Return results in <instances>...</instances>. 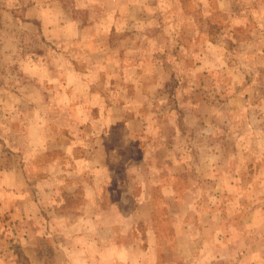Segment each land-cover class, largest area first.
Returning a JSON list of instances; mask_svg holds the SVG:
<instances>
[{
	"label": "rangeland",
	"instance_id": "obj_1",
	"mask_svg": "<svg viewBox=\"0 0 264 264\" xmlns=\"http://www.w3.org/2000/svg\"><path fill=\"white\" fill-rule=\"evenodd\" d=\"M16 3L0 172L49 224L16 262L264 264V0H48L29 29Z\"/></svg>",
	"mask_w": 264,
	"mask_h": 264
},
{
	"label": "crops",
	"instance_id": "obj_2",
	"mask_svg": "<svg viewBox=\"0 0 264 264\" xmlns=\"http://www.w3.org/2000/svg\"><path fill=\"white\" fill-rule=\"evenodd\" d=\"M49 5L48 0H28L25 8L21 9L20 0H17V3L12 6L14 7L13 10L14 12L22 13L25 19L23 21L20 17L12 16L11 24L17 26L19 24L25 25L27 29H29L30 26L36 25L37 22H39L43 27L45 25L48 26L47 20L49 19V12L47 8ZM61 20L58 22V27L61 26ZM16 33L17 32L12 33L13 38L14 36L17 39L20 38V35H15ZM44 35L47 37L45 32ZM13 166L14 165H12V167ZM7 167L11 166L8 165ZM53 177L56 178V176ZM33 180L34 183H38L36 179L31 180V177L25 179L21 167L15 168L14 166L12 169L0 172V216L3 220L5 219L9 222H14L13 228H10V225H8V227H4L3 222L0 223V264H18L16 262V257L11 253V251H7V248L10 247V243L8 242L11 241V237H15V240H13H17L21 245L32 244L33 246H38V241H40L43 236H48L45 229L49 228V224L46 222L44 215V221L42 220L43 218L41 219V205L40 203L38 204L37 197L35 196L36 193L33 191ZM97 185L98 189L99 184L97 183ZM29 190H31V192H29ZM73 191L77 192L78 190ZM31 193L33 194L32 197H30ZM51 193L52 192L49 194L48 191L47 194L49 196L46 194L44 198L47 199L48 197H51V195H53ZM94 193L95 196L91 197V199L96 200L98 199V191H94ZM79 212L80 211L74 212V215H78ZM47 215H49L48 212ZM62 217L64 216L62 215ZM45 239L50 241L49 237H45ZM29 260L31 262L37 261L36 257L32 256Z\"/></svg>",
	"mask_w": 264,
	"mask_h": 264
}]
</instances>
